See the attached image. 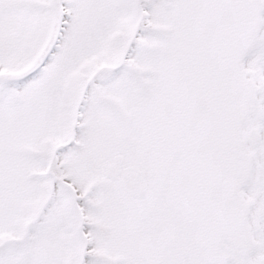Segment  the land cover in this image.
Here are the masks:
<instances>
[{
  "label": "snow or ice",
  "instance_id": "obj_1",
  "mask_svg": "<svg viewBox=\"0 0 264 264\" xmlns=\"http://www.w3.org/2000/svg\"><path fill=\"white\" fill-rule=\"evenodd\" d=\"M0 264H264V0H0Z\"/></svg>",
  "mask_w": 264,
  "mask_h": 264
}]
</instances>
